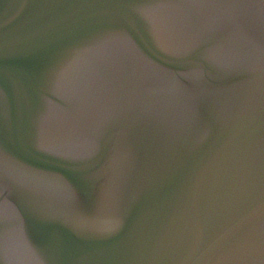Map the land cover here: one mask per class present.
Wrapping results in <instances>:
<instances>
[{
  "label": "water",
  "instance_id": "1",
  "mask_svg": "<svg viewBox=\"0 0 264 264\" xmlns=\"http://www.w3.org/2000/svg\"><path fill=\"white\" fill-rule=\"evenodd\" d=\"M0 264H264V0H0Z\"/></svg>",
  "mask_w": 264,
  "mask_h": 264
}]
</instances>
